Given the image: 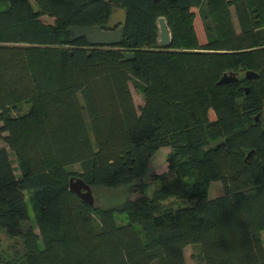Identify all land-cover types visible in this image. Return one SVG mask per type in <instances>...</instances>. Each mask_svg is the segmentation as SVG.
Instances as JSON below:
<instances>
[{"label": "trees", "instance_id": "trees-1", "mask_svg": "<svg viewBox=\"0 0 264 264\" xmlns=\"http://www.w3.org/2000/svg\"><path fill=\"white\" fill-rule=\"evenodd\" d=\"M34 2L0 0V264H187L188 247L197 264H264V0ZM118 9L120 46L71 42L69 29ZM230 73L239 81L220 85ZM161 148L168 171L149 196ZM74 177L127 196L97 208L70 191Z\"/></svg>", "mask_w": 264, "mask_h": 264}, {"label": "rangeland", "instance_id": "rangeland-1", "mask_svg": "<svg viewBox=\"0 0 264 264\" xmlns=\"http://www.w3.org/2000/svg\"><path fill=\"white\" fill-rule=\"evenodd\" d=\"M30 1H31L32 5L34 7H36V4L34 2L35 0H30ZM193 11L196 14V19H195L194 25H195V29H196L198 38H199L201 44H205L206 38H205L203 24H202L201 19L199 17L198 11L197 10H193ZM232 12H233V9H232ZM234 20H235V24L237 25L235 18H234ZM42 21L45 23H51L52 22V20L47 18V17L42 18ZM132 93H133V96H134V99H135L137 106L140 107L141 105H143V96L133 88H132ZM28 108H29V105L27 103L20 105V111L21 112L27 111ZM169 153H170L169 148H161L152 157V159L149 163V166L146 170V173L142 178V182L149 186L148 187V195L149 196H151L153 194V191L156 187V185L152 182L150 177L154 176V175H162L168 171V169H167V167H168L167 158L169 156ZM11 157L14 161V167L17 169L18 165L15 161V158L13 155ZM73 170L78 171L79 167L76 166L73 168ZM18 173L19 172H17V174ZM92 195H93V200H94V206L97 208L117 207L124 201V199L127 196L125 189H118V190H114V191L113 190H106V189H94V190H92ZM222 195H223V187H222L221 183H213L209 189V197L211 199H215V198H218ZM29 198H30V193H26V199H27L28 210H29V215H30V223L28 225L34 226L36 229V232L39 233V231L35 225L34 213H33L31 204L29 202ZM116 219H117V222L119 224H125L127 222V218L125 215L117 214ZM0 239L3 243V247H7L8 245L11 244L8 237L2 231H0ZM263 240H264V233H263ZM40 245L42 246V243H40ZM192 252H193L192 248H190V247H188L185 250V257H186L187 264H197L192 259Z\"/></svg>", "mask_w": 264, "mask_h": 264}, {"label": "water", "instance_id": "water-1", "mask_svg": "<svg viewBox=\"0 0 264 264\" xmlns=\"http://www.w3.org/2000/svg\"><path fill=\"white\" fill-rule=\"evenodd\" d=\"M128 14L124 9H118L112 13L108 22L102 26L96 27H73L69 29L71 42H76L80 39H85L87 44L92 48H111L120 46L127 25ZM160 31L159 45L162 48H168L172 42V36L168 24L164 18L158 20ZM126 60L134 58L133 53H125ZM252 72L246 73L247 79L256 78ZM239 81L238 74H225L220 81V85L237 83ZM70 191L77 194L82 201L94 206L92 188L83 180L74 177L70 180Z\"/></svg>", "mask_w": 264, "mask_h": 264}]
</instances>
